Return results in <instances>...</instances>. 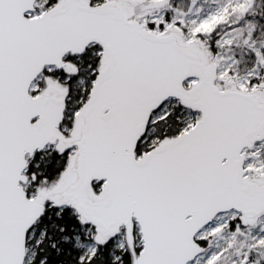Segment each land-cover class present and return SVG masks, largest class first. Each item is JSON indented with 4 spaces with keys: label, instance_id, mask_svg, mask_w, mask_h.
Here are the masks:
<instances>
[{
    "label": "snow or ice",
    "instance_id": "obj_1",
    "mask_svg": "<svg viewBox=\"0 0 264 264\" xmlns=\"http://www.w3.org/2000/svg\"><path fill=\"white\" fill-rule=\"evenodd\" d=\"M0 264H264V0H0Z\"/></svg>",
    "mask_w": 264,
    "mask_h": 264
}]
</instances>
